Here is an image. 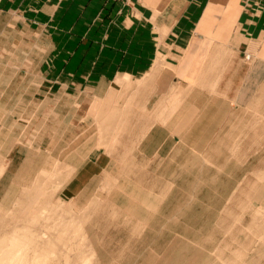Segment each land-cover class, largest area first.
Returning a JSON list of instances; mask_svg holds the SVG:
<instances>
[{"label": "rangeland", "instance_id": "374dc122", "mask_svg": "<svg viewBox=\"0 0 264 264\" xmlns=\"http://www.w3.org/2000/svg\"><path fill=\"white\" fill-rule=\"evenodd\" d=\"M58 8L40 38L27 31L11 40L27 52L11 61L27 57L35 67L0 70V264H264V85L238 96L233 110L220 103L219 118L157 155L138 149L146 128L130 131L149 113L138 91L154 73L125 76L106 98L90 87L74 128L59 130L51 63L60 71L85 63L93 75L108 55L72 51L107 39L92 36L98 20L72 23ZM242 59L255 62L251 53ZM86 162L90 174L81 175Z\"/></svg>", "mask_w": 264, "mask_h": 264}, {"label": "crops", "instance_id": "0c3cea01", "mask_svg": "<svg viewBox=\"0 0 264 264\" xmlns=\"http://www.w3.org/2000/svg\"><path fill=\"white\" fill-rule=\"evenodd\" d=\"M60 5L72 23L98 20V36L96 32L92 36L107 39L97 47L72 51L95 50L108 59H101L93 75L85 63H64L62 71L58 61L51 63V86L56 87L51 116L59 130L74 128L76 113L89 104L90 87H98L95 94L106 98L118 91L113 86L122 90L118 81L125 76L133 82L154 73L138 91L147 97L149 113L130 131L146 128L138 149L147 156L157 155L169 144L181 142L180 135L203 127L208 118H219L220 103L233 110L238 96L244 100L255 86L264 85V0H143L129 6L119 0H0V70L35 67L27 57L11 61L12 55H27L19 46L12 48L11 40L26 39L27 31L40 38L43 20L50 16L57 22ZM54 30L57 38L58 28ZM58 52L55 46L54 53ZM244 53L254 55L253 65L242 59ZM240 71L246 74L236 94ZM60 103H66V111L59 109ZM67 164L78 165L73 159ZM78 170L89 175L91 163Z\"/></svg>", "mask_w": 264, "mask_h": 264}, {"label": "bare ground", "instance_id": "6f19581e", "mask_svg": "<svg viewBox=\"0 0 264 264\" xmlns=\"http://www.w3.org/2000/svg\"><path fill=\"white\" fill-rule=\"evenodd\" d=\"M55 244V243H54Z\"/></svg>", "mask_w": 264, "mask_h": 264}]
</instances>
